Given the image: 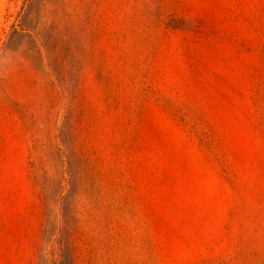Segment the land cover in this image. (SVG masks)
<instances>
[{
  "label": "rangeland",
  "instance_id": "rangeland-1",
  "mask_svg": "<svg viewBox=\"0 0 264 264\" xmlns=\"http://www.w3.org/2000/svg\"><path fill=\"white\" fill-rule=\"evenodd\" d=\"M0 264H264V0H0Z\"/></svg>",
  "mask_w": 264,
  "mask_h": 264
}]
</instances>
